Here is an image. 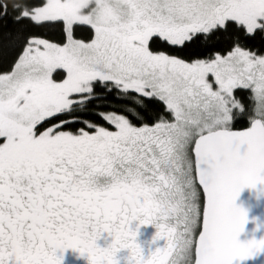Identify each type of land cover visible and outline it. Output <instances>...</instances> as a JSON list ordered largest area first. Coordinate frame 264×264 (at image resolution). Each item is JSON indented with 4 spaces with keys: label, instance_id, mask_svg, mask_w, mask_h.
<instances>
[{
    "label": "snow or ice",
    "instance_id": "snow-or-ice-1",
    "mask_svg": "<svg viewBox=\"0 0 264 264\" xmlns=\"http://www.w3.org/2000/svg\"><path fill=\"white\" fill-rule=\"evenodd\" d=\"M0 21V264L264 250L234 203L264 184V0H0Z\"/></svg>",
    "mask_w": 264,
    "mask_h": 264
},
{
    "label": "water",
    "instance_id": "water-1",
    "mask_svg": "<svg viewBox=\"0 0 264 264\" xmlns=\"http://www.w3.org/2000/svg\"><path fill=\"white\" fill-rule=\"evenodd\" d=\"M246 212V223L237 239L247 242L264 238V184L257 183L255 187H245L234 202ZM233 264H264V250L255 253L250 258L236 259Z\"/></svg>",
    "mask_w": 264,
    "mask_h": 264
},
{
    "label": "rangeland",
    "instance_id": "rangeland-1",
    "mask_svg": "<svg viewBox=\"0 0 264 264\" xmlns=\"http://www.w3.org/2000/svg\"><path fill=\"white\" fill-rule=\"evenodd\" d=\"M138 221H133L130 227L136 230V241L141 246L142 252L145 257L149 256L151 252L155 251L157 247H163L165 241L163 238L158 240H154L153 237L156 232V227L154 225H140L137 228ZM111 237L108 236L107 233H102L101 236L97 240V244L101 247H104L109 243ZM62 261L61 264H88V259L86 254H80L77 250L74 249H65L63 253L60 250H57V255L61 256ZM128 254V250H121L118 253V256L121 257L120 264H127L126 256Z\"/></svg>",
    "mask_w": 264,
    "mask_h": 264
},
{
    "label": "trees",
    "instance_id": "trees-1",
    "mask_svg": "<svg viewBox=\"0 0 264 264\" xmlns=\"http://www.w3.org/2000/svg\"><path fill=\"white\" fill-rule=\"evenodd\" d=\"M10 23H11V22H10V20H9L7 26H10ZM5 27H6V26H5L4 22H3V21H0V31H3Z\"/></svg>",
    "mask_w": 264,
    "mask_h": 264
}]
</instances>
